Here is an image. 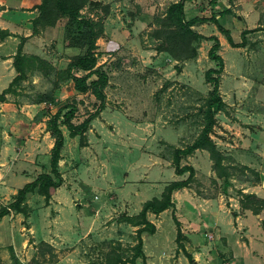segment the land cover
Returning a JSON list of instances; mask_svg holds the SVG:
<instances>
[{
  "label": "rangeland",
  "instance_id": "374dc122",
  "mask_svg": "<svg viewBox=\"0 0 264 264\" xmlns=\"http://www.w3.org/2000/svg\"><path fill=\"white\" fill-rule=\"evenodd\" d=\"M99 1L110 6L109 14L105 15L99 5H88L82 13L104 18L105 32L97 40L96 53L99 54V64H104L110 75L109 85L104 90L109 105H106L103 115L92 121L83 142L80 136L70 137L69 131L64 127L66 142L59 164L62 184L49 203H46L38 189L27 195L24 204L27 215L21 213L24 231L15 211L0 222V252L6 257L0 264H114L117 261H132L138 227L125 221V216L139 214L141 201L161 198L171 181L181 179L175 173L174 150L191 144L203 128V110L210 91L205 72L215 66L208 57L213 43L203 40L198 57L180 63L178 68V61L170 54L156 50L160 41L153 35L154 29L159 27L158 19L164 16L172 2L178 0ZM240 1L244 0H187L185 9L190 18L209 17L218 13L221 8L231 7L233 13L218 16L220 22L231 30L237 41H242L243 30H250L246 36V47L236 49L228 43L215 24L208 22L194 26V29L204 35L216 34L223 39L224 44L220 50L225 60L221 80L223 99L227 103H236L232 99H251L249 104L244 101L246 108L243 110L256 115L251 116L255 124L249 127L257 134L263 130L257 122L264 124V117L261 118L264 115V0H248L252 6H256L255 10L248 13L242 4H238ZM67 23L68 19L62 18L56 26L43 27L38 35L30 37L33 40L28 45L29 54L26 55H38L46 63L31 58L26 65L28 79L22 81L11 96L12 99H8V102L13 103V110L9 111H18L30 119L27 122L38 120H31L33 110L24 109V105L37 101L41 94H55V89L65 86L68 80L64 69L69 60L86 50L70 34ZM21 32L24 34L27 30L23 29ZM53 62L57 66H53ZM75 72L84 75V71ZM235 81L246 90L233 89ZM64 89L66 96L57 105L46 102L49 114L60 106L74 104L78 107L74 122L80 123L93 114L100 104L91 92L81 93L70 86H65ZM242 93L247 96L240 97ZM235 108L228 106L226 112H220L217 125L227 119L236 123ZM6 120H0V124L9 132L13 120L10 116ZM215 129L213 135L234 144L235 136L241 137V130L249 133L244 126L238 132L234 127L238 134H232L231 131L218 134V129ZM5 134L6 132L0 131V141ZM213 139L216 140L215 137ZM47 145H42L43 148L36 143L29 147L31 154L24 158L28 164H24L22 158L16 160L11 169L13 176L10 177V189L18 192L39 174L51 173V150L35 154L37 149L44 150ZM224 145L218 147L226 153L227 150H222ZM34 146L38 148L35 150ZM241 154V161L252 163L254 167H248L233 156H226L223 161L225 175L219 176L214 170L219 180L206 179L207 157L196 156L197 173L188 192L181 190L175 196L180 198V212L183 213L185 223L186 218L187 224L191 226L202 219H208L206 215L204 218L200 216V219L191 215L190 207L185 202L191 201L190 195L202 198L205 203L204 198H216L218 192H226L233 199L229 200L227 197V202H223L226 206L224 208H237L241 211L250 209L253 212L264 208V152L248 150ZM193 161L194 159L184 157L182 163ZM207 161L209 162V158ZM157 165L162 166L163 175L158 174ZM154 175H157L155 179ZM225 180L229 181L228 186ZM8 191L3 195L0 193V209L6 202L11 203L17 194ZM246 194L256 197L247 198ZM2 198L4 200L1 201ZM215 208L214 211L217 212L218 206ZM148 218L156 224L158 231L155 234H142L147 264H194L178 248V230L172 208L158 215L149 214ZM252 220L250 218L248 222ZM208 224L205 221L198 230V239L204 243L212 239ZM223 230L230 234L227 236L231 249L235 253H242L235 241L236 238H241V234L231 233L227 226H223ZM31 233L34 238H31ZM26 239L38 241L30 252L23 250ZM186 239L196 243L191 231ZM260 250H264V247ZM253 258L262 263L261 258L251 255L248 258L249 264H259ZM127 264H143V260L138 258Z\"/></svg>",
  "mask_w": 264,
  "mask_h": 264
},
{
  "label": "trees",
  "instance_id": "16d2710c",
  "mask_svg": "<svg viewBox=\"0 0 264 264\" xmlns=\"http://www.w3.org/2000/svg\"><path fill=\"white\" fill-rule=\"evenodd\" d=\"M187 0H178L172 2L157 23L159 27L154 29V37L160 41L156 50L158 52H167L178 61L177 67L180 68L186 60L198 57L199 46L203 40L211 41L213 44L208 51V57L215 63L214 67L209 68L205 72V80L210 85L209 97L206 103L204 113V125L198 137L189 145L183 148H176L174 150L173 164L175 173L184 175L188 173V177L184 180H176L169 183L161 198H153L146 201L139 214L135 216H125V221H128L137 229V244L135 245V253L132 261H117L114 264H127L133 263L138 258H142L143 264H147V256L144 252V240L142 234L148 232L155 234L157 231L156 224L148 218V213L152 212L156 215L172 208L173 218L177 225L176 242L178 248L182 249L184 254L188 257L191 263L195 260L191 253H189L183 243V233L181 230V222L176 215V203L173 193L176 190L190 187L196 169L192 165H182V159L192 155L197 149H205L210 153L213 161V170H216L218 175H225L223 170L225 167L223 161L227 158L219 149L217 143L212 138L211 134L217 124L216 115L220 111L226 110V102L221 94V80L225 70V60L220 53L222 44L216 34L204 35L194 29V26L211 22L216 25L219 32H221L227 39L232 47H245L246 35L250 30L242 31V41L235 42L231 30L226 28L219 20L218 16L224 17L233 13L231 7L221 8L218 13H213L211 16H193L188 18L186 15ZM88 5H99L105 15L109 14L110 6L102 4L99 0H42L37 6L39 14L32 20L33 31L30 36L38 35L43 27H54L62 18L68 19V29L70 34L79 41L81 46L86 47L83 54L74 56L67 67L64 69L65 78L74 81L75 89L78 92L87 93L91 92L100 101L99 106L93 114L87 116L82 122L75 123L74 119L78 111L76 105H65L60 107L54 114L50 116L47 121V131L50 132L51 137L54 139V145L51 148V173H41L33 181L27 182L20 188L13 201L0 209V219L9 215L12 211L27 215L25 201L27 195L34 190L38 189L39 193L45 198L46 203H49L52 195L56 189L62 184L63 176L59 169L60 161L62 160V151L65 146V137L61 126L65 125L69 130L70 137L80 136L81 141L86 138V133L90 129L92 121L97 118L106 106V93L105 88L109 85L110 75L108 70L105 69L104 64L98 65L99 54L96 53L98 48L97 40L103 36L105 32L104 18L94 17L91 15H84L83 9ZM74 28V29H73ZM7 36H16L8 30L0 29V38L4 39ZM28 36V37H30ZM28 37H22L18 45L16 55L14 56V67L17 71L16 77L10 85L0 93V102L7 100V94L15 93L18 85L28 78L27 63L31 58L38 59L41 63H46V60L38 55L33 57L27 56L23 53L24 42ZM75 71H86L83 76L75 75ZM93 76H96L93 78ZM54 93L49 95H41L37 102H56ZM45 115H37L36 120H41ZM228 186L230 183L225 180ZM247 198L256 197V195L246 194ZM260 210H254L258 213ZM18 261V259L16 258ZM2 261L0 257V262Z\"/></svg>",
  "mask_w": 264,
  "mask_h": 264
},
{
  "label": "crops",
  "instance_id": "0c3cea01",
  "mask_svg": "<svg viewBox=\"0 0 264 264\" xmlns=\"http://www.w3.org/2000/svg\"><path fill=\"white\" fill-rule=\"evenodd\" d=\"M41 1L42 0H0V29L8 30L9 32L16 35V36H7L4 39L0 38V93L4 91L10 85V83L13 81V79L18 74L14 67V56L16 55L18 45L21 42L20 39L22 37H28L32 34V31H33L32 20L35 17H37L39 14V10L37 6L41 3ZM238 4H242L245 11L247 10V13L251 10L256 9L255 8L256 6H252L251 1H248V0L240 1V3ZM23 29L27 30V32L24 34L21 32ZM30 37L27 38L24 44L25 50L23 48V53L25 54H29V51L27 50V48H28V45L30 44V41L33 40ZM233 38L235 42L237 43L241 42V40L237 41L235 37ZM220 40H221V44H224L223 39L220 38ZM8 46L10 47L8 48ZM235 48L243 49L244 47H235ZM98 65H100L99 61H98ZM53 66H57V63L53 62ZM74 73L77 76H83V75H80L79 72H74ZM86 73L87 72L84 71V74ZM95 77L96 76H93V78ZM235 79H237V77ZM60 85H62V83ZM65 86L66 87L70 86V87L75 88L74 81L72 79L68 80ZM65 86H61V88L55 89L54 99H57V100L56 102H50V104L54 105L58 101H60V99L65 98L64 97L66 96L64 95ZM233 89H240L241 91L246 90V88L241 87L239 82H236ZM12 95L13 93L7 94L6 96L7 100L5 102H0V120L7 121L6 119L9 118V116L13 120L11 124L12 126H10L11 131L9 130V132L7 131V129H5L0 124L1 125L0 131L6 132V134L3 135L2 140L0 141V193L2 195L5 193H8L9 192L8 190L11 191V194H15L17 192L16 189L12 190L9 187V183L12 182V179L10 177L11 175L13 176L11 169L15 165L14 163H16V160L20 158H22L21 160H23L24 164H28L24 158H27V155L31 154V152L29 151V147L33 146V144L35 145L36 143L38 146H41V147H43L42 145L48 144L47 147L45 146L46 149L44 150L40 148L37 149L38 146L37 147L34 146L33 148L35 150L37 149L35 151V154L37 155L39 154L37 152L44 153V152H47L48 150H51V148L54 145V139L51 137L50 132L47 131V121L50 118L51 114H54L60 107H62L60 106L56 111L52 110L51 114H49L50 111L46 109L47 108L46 102H37V101L28 102L24 105L23 108L24 109L30 108L31 110H33V115L31 117L32 121L35 120V117L38 114L41 115L42 113H45V115L39 121L27 122V120H30V119H27L18 111H16V113L9 111V110H13L11 107L13 103L8 102V99H12L11 97ZM239 96L244 98L247 96V94L242 93ZM232 100H234L236 103H227L224 99L227 105L226 108L228 106L236 107L235 108L236 123L230 121V119L224 120L221 123H219V125L216 124L217 126H215V128L218 129L216 133L226 134L227 131H231V133L234 134L235 133L234 127L236 128L238 132L239 128H242L243 126L245 127V129L248 130L249 133H247L246 130H241L240 131L241 137H238V135H236L234 138L235 144L232 142L231 143L226 142L223 138H220L219 136H215L213 134H211V136L212 138L213 137L216 138V140L215 139L214 140L216 141L218 146H221V144L222 145L228 144L227 146L224 145L222 148V150L228 151L226 153H223L225 156H233L241 163L247 164L248 167L253 168L254 165L252 163H245L241 161L242 160L241 153H243L244 151L247 152L248 150H251V151L256 150V152L261 151V153L264 152V142H263L264 141V137H263L264 124L256 121L258 125H260L261 129L263 130H261L257 134L254 133L251 127H249V125L255 124V122L252 121L251 116L254 117L256 115H253L252 113L247 112L246 110H243L244 108H246L245 105H243L244 101H246V104H249L248 102H251V99L248 101L246 99H232ZM259 103H263V102H259ZM106 105H109V99H106ZM35 109L38 111H35ZM104 109L100 113V115L104 114ZM220 112H226V110L220 111ZM219 113L216 115V118L219 115ZM247 117H249V119H247ZM263 117L264 115H261V118ZM24 119H26V122L24 121ZM64 127L66 126L65 125L61 126V129L63 131L65 142H66V130L64 129ZM178 128L182 129L183 127H178ZM237 132L235 134H238ZM259 144H261V146ZM197 155L204 156L205 158L207 157L206 166H205L206 179L211 180L212 178L215 180H219L216 175V172L213 170V167H212L213 161L210 157V153L205 149H197L192 155L188 156L189 159L191 160L194 159L193 161L194 163L185 162V163H182V165H192L197 170L196 163H195V161H197L196 159ZM208 158H209V162L207 161ZM208 168L209 170H207ZM157 170H159L158 174L163 175L162 166L157 165ZM186 174L184 175L177 174L179 177H181V179H178V180L186 179L188 177V175ZM156 177L157 175L156 176L154 175L153 179H155ZM229 187H230L229 193H231L232 185H230ZM188 189L189 187L176 190L175 193L173 194V197L176 203V215L179 221L181 222V230L183 233V238H185L184 240H182V243L185 249L189 253L192 254L197 264H249L248 258L251 255L255 256L256 258H261L262 263H260L259 259H255V258L253 259L259 261V264H264V250H260L262 247H264V208L258 213H255L250 209H243V211H241L240 209H237V208H234L232 210H229L228 208H224L226 206L225 204H223V202L224 201L227 202L228 200L226 198L229 197V200L233 199L232 196L226 194V192H218V194L216 195L217 196L216 198H206V199L204 198L203 200H205V203H203L202 198L194 197L193 195H190L191 201H185V202H187V206L190 207L189 212L191 213V215L193 214L194 216H196L197 217L196 219H200V216L204 218L205 215L206 217H208V219H205V220L202 219L199 223H195L191 226L190 224H187L188 218H186L187 217L186 215H185V218H186L187 223L184 222L183 213L180 212L181 211L180 206H179L180 198L175 197L177 194H180L181 190L187 193ZM2 200L4 199L2 198L1 201ZM124 200L127 201V199H124ZM145 202L146 201L144 202L141 201V204L139 206L140 209H142L143 207L142 203H145ZM5 204H7V202ZM201 205L202 207H199ZM216 206H218L217 212L214 211L216 210L215 208ZM149 214H154V213L149 212ZM16 216H19V222L22 225L21 229L24 231L25 226L22 224L23 219L21 217V213H17ZM6 217L7 216H4L3 218H1L0 222H3ZM249 217L253 219L250 223L248 222V220L250 219ZM205 221H207L210 224V225L208 224L210 226L209 234L212 237V239L211 241L204 243V241L202 242L198 239L199 238L198 234L200 233V231L198 230L201 229L202 227L201 224L204 223ZM223 226L229 227V229H231V233L241 234L240 235L241 238L238 237L239 239L236 238L235 241L239 249L243 251L242 253L240 252L235 253V251L231 249L230 242H229V236H227L228 233L224 232ZM191 227L193 229L190 230ZM31 230L32 232H34L33 227H31ZM190 231L194 235L196 243L189 242V240L186 239ZM31 235H32L31 238H34V234L31 233ZM0 241H1V237H0ZM37 243L38 241L36 240L31 241V239L30 240L26 239L24 241L23 250L26 249L25 251L28 250L30 252V250ZM13 247L15 248L14 245ZM15 250L16 252H18L16 248ZM179 250L182 253H184L182 249H179ZM0 257L2 260H5L6 258L5 256L1 254V252H0Z\"/></svg>",
  "mask_w": 264,
  "mask_h": 264
},
{
  "label": "water",
  "instance_id": "95a60500",
  "mask_svg": "<svg viewBox=\"0 0 264 264\" xmlns=\"http://www.w3.org/2000/svg\"><path fill=\"white\" fill-rule=\"evenodd\" d=\"M28 232H30V231H28ZM59 239V238H58ZM194 264H197L196 262H194Z\"/></svg>",
  "mask_w": 264,
  "mask_h": 264
}]
</instances>
